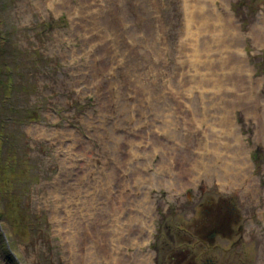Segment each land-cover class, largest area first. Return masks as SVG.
Instances as JSON below:
<instances>
[{"label":"rangeland","instance_id":"1","mask_svg":"<svg viewBox=\"0 0 264 264\" xmlns=\"http://www.w3.org/2000/svg\"><path fill=\"white\" fill-rule=\"evenodd\" d=\"M234 1L213 0L230 33L222 39V55L232 53L238 61L216 69L223 56L207 41L212 32L196 24L193 0H0L4 19L19 30L14 40L21 43L22 56L34 58L28 47L36 42L45 57L46 62L39 58L44 72L37 90L15 76L21 96L31 104L42 100L49 116L25 127L22 145L30 151L31 168L12 177L18 193L4 192L10 195L0 208L5 220L0 246L12 264H80V258L88 264L94 240L116 255L118 240L129 235L130 244H122L125 253L133 258L149 254V264L163 258V263L180 264L188 256L193 264L208 259L259 264L264 254V0H243L244 19L231 8ZM60 16L66 17L63 25L31 29L36 21ZM155 23L163 38L154 33ZM13 51L19 50L9 47ZM227 73L237 76L229 91L239 100L231 95L223 100L236 102L230 116L247 169L244 180L232 184L202 177L204 165L200 176L191 174L199 162H207L201 154L211 127L208 118L222 103L213 99L220 86L209 82ZM105 175L115 182L111 189ZM121 211L117 238L113 221ZM178 225H189L201 236L193 250L175 247L187 239L176 231ZM105 231L110 236L103 237ZM212 231L216 234L210 236ZM75 238L81 240L76 246ZM163 242H170L168 253L161 250ZM108 258L98 263H117Z\"/></svg>","mask_w":264,"mask_h":264},{"label":"bare ground","instance_id":"2","mask_svg":"<svg viewBox=\"0 0 264 264\" xmlns=\"http://www.w3.org/2000/svg\"><path fill=\"white\" fill-rule=\"evenodd\" d=\"M190 6H191V8H193L192 10H193V12L191 11V13H192V15L195 17V22H196V24L200 27V28H202L201 30H202V32H204V33H206V34H209V32H212V34H211V37L209 38V35H207V41H208V43L210 42V41H212L213 42V45H214V48L215 47H218V48H220V50H218V49H215V51H217V52H219V54L220 55H222V52H223V49H225L226 48V46H225V44L223 43V40L225 39V35H230V33H229V31H228V28H227V24L226 23H222V20H219V19H221V16H220V14L216 11V9H214L215 7H214V5H213V0H193V3L192 4H190ZM226 22V21H225ZM227 28V29H226ZM224 31L226 32L225 34H224ZM223 36V37H222ZM226 38H228V37H226ZM233 38V37H232ZM223 39V40H222ZM226 40V39H225ZM224 40V41H225ZM231 42H232V40L233 41H235L234 39H229ZM225 43H227V42H225ZM224 44V45H223ZM234 47H235V44H234ZM231 50V49H230ZM226 51L227 52H229L227 49H226ZM232 51V50H231ZM216 52V53H217ZM225 52V51H224ZM226 53V52H225ZM219 54H217L218 56H219ZM230 55H228V56H225V54H224V56L222 57L223 59H221V61L217 64V62H216V66L214 67V68H216V67H224V66H230V64H233V60L235 59V57H234V55L232 54V53H229ZM219 59V58H218ZM234 61H237L236 59L234 60ZM238 62V61H237ZM216 69H218V68H216ZM213 70V69H212ZM225 70V69H224ZM214 71V70H213ZM213 71H211V73H210V75H212L213 74ZM218 72V71H217ZM228 72V71H227ZM220 73H218V75H219ZM213 75H215V74H213ZM212 75V76H213ZM211 76V77H212ZM210 77V78H211ZM220 77V76H219ZM209 78V79H210ZM212 79V78H211ZM215 79H216V77H215ZM218 80L217 81H211V82H209L211 85H213L214 84V86H220L218 89L216 88V90H215V88H214V86H211L210 84V86L211 87H213L214 88V97H213V99L214 100H221L222 101V103L219 105V104H217L216 103V108L214 109V111L212 112V114L214 113L215 115H212V117L211 118H208V119H210V130H209V134H208V136H207V139L203 142V147H204V149H203V152H202V154L201 155H203L204 156V158L206 159V163H202V162H199L198 164H197V166H196V168L192 171V175H194V176H200V169H204L202 166L204 165V167H205V171H204V173L202 174L203 176L202 177H208V176H211V177H214L215 179H218V181H221V182H223V183H230V184H232L233 182H235V180H237V181H242V180H244L243 178L244 177H246V172H247V169H245V166L244 165H242L243 164V162L245 163V160H243L244 159V157H243V155L242 154H244V151H243V148H242V146H241V144L239 143V141H240V138H241V136H240V134L239 133H237L236 132V130H235V126H234V121H233V118L230 116L231 115V113L230 112H232V109L234 108V106H235V100L234 101H232V102H230L229 100H223V99H225L226 97H229L230 95L231 96H235L236 97V99H238L239 100V96H236V93H233V94H230V91H229V88H232V86L234 85V83L236 82V80H237V76L236 75H234V74H232V73H227V74H225L224 75V78H222V80H221V78H217ZM208 81V80H207ZM206 81V83H208ZM220 83H221V85H220ZM224 86H223V85ZM207 85V84H206ZM205 85V86H206ZM209 87V86H208ZM229 91V92H228ZM230 96V97H231ZM207 97V96H206ZM230 97H229V99H230ZM210 98H212V97H210ZM206 101V100H205ZM210 101V100H209ZM211 102V101H210ZM209 102V103H210ZM208 103V102H207ZM214 108V107H213ZM208 109H210V108H208ZM210 110H208V116H210ZM210 140V142H207V140ZM236 145V146H235ZM246 164V163H245ZM245 169V170H244ZM106 176V177H105ZM104 177L105 178H107V186H108V188L111 186H113V183H111V181L112 180H109V178L111 179V177H109L108 178V176L107 175H105ZM110 176V175H109ZM89 177V176H88ZM103 177V178H104ZM98 178V177H97ZM93 179H94V177H93ZM95 180V179H94ZM100 180V179H99ZM93 182V181H92ZM102 184H103V182H101ZM100 183V184H101ZM101 184V185H102ZM226 184V185H227ZM86 185V184H85ZM221 185H224V184H221ZM95 186H97V185H95ZM227 186H229V185H227ZM92 187V186H91ZM88 188V187H87ZM86 188V189H87ZM93 188V187H92ZM95 188V187H94ZM93 188V189H94ZM86 189H85V191H86ZM92 189V190H93ZM96 189V188H95ZM98 189H99V187L97 186V190L96 191H94V192H92V193H94L95 195H96V193H97V191H98ZM83 190V189H82ZM111 191V190H110ZM109 191V192H110ZM89 192V190L87 191V192H84V193H87V194H89L88 193ZM91 192V191H90ZM108 192V191H107ZM108 192V193H109ZM69 193H71V192H69ZM114 193V191H112V194ZM75 194V193H74ZM87 194H85V195H87ZM68 195V194H67ZM114 195V194H113ZM127 195V194H126ZM71 196H73V195H71ZM76 196V195H75ZM87 196H89V195H87ZM100 196V195H99ZM81 197V196H80ZM85 197V196H84ZM83 197V198H84ZM91 197V196H90ZM125 197V196H124ZM68 198V197H67ZM69 198H71L70 196H69ZM76 198V197H75ZM88 198V197H87ZM86 198V199H87ZM115 198V197H114ZM126 198V197H125ZM94 199H96V197L94 198ZM101 199V198H100ZM108 199V198H107ZM113 199V198H112ZM127 199H128V197H127ZM127 199H126V201H127ZM69 200V199H68ZM85 200V199H84ZM97 200V199H96ZM95 200V201H96ZM102 200V199H101ZM101 200H99L101 203H102V201ZM114 200V199H113ZM72 201H74L73 199H72ZM72 201L70 202V203H72ZM77 201V200H76ZM79 201V200H78ZM77 201V202H78ZM88 202H89V199L87 200ZM124 201H125V199H124ZM66 202H67V200H66ZM69 202V201H68ZM68 202H67V204H68ZM84 202V201H83ZM91 202V201H90ZM79 203V202H78ZM99 203V202H98ZM97 203V204H98ZM115 203V202H114ZM74 204V203H73ZM105 204V203H104ZM72 205V204H71ZM78 205V204H77ZM92 205V204H91ZM66 206V205H65ZM74 206V205H73ZM75 206H76V204H75ZM95 206V205H94ZM101 206V205H100ZM109 206V205H108ZM119 206V205H118ZM118 206H117V208H118ZM67 207V206H66ZM77 207V206H76ZM90 207H92V206H90ZM110 207V206H109ZM79 208H80V206H79ZM83 208V207H82ZM95 208H98V207H96L95 206ZM148 207H146V209H147ZM78 209V208H77ZM81 209V208H80ZM92 208H90V209H88L89 211L91 210ZM70 210V209H69ZM74 210V209H73ZM99 210V209H98ZM114 210V209H113ZM122 210H124V209H122ZM148 210H149V208H148ZM64 211H65V208H64ZM66 211H67V209H66ZM104 211V210H103ZM127 211V210H126ZM55 212H57V211H55ZM59 212V211H58ZM61 212H63V211H61ZM61 212H59V213H61ZM69 212H71V211H68V213ZM74 212V211H73ZM99 212V211H98ZM101 212V211H100ZM112 212V211H111ZM148 212V211H147ZM84 213V212H83ZM114 213H116V211L114 212ZM118 213V215H117V223L115 224L114 223V225H115V230H117V233H116V236H117V238L120 236V235H122V232H121V224H120V215H125V212H117ZM128 213V212H127ZM132 213V212H131ZM64 214V213H63ZM96 214V213H95ZM98 214H100V213H98ZM65 215V214H64ZM71 215V214H70ZM69 215V216H70ZM75 215V214H74ZM82 215V214H81ZM86 215V214H85ZM97 215V214H96ZM101 215H104V213L103 214H101ZM110 215V214H109ZM57 216V215H56ZM66 216H68V215H66ZM68 216V217H69ZM72 216V215H71ZM71 216L69 217V220H73V218H71ZM78 216V215H77ZM76 216V217H77ZM84 216V215H83ZM98 216V215H97ZM68 217H66L67 219H68ZM85 217H87V216H85ZM85 217H82V218H85ZM95 217V216H94ZM79 218H81V217H79ZM92 218V217H91ZM111 218V217H110ZM109 218V219H110ZM126 218H130V215L129 214H127V216H126ZM93 219V218H92ZM96 219V218H95ZM125 219V218H124ZM75 220V219H74ZM73 220V221H74ZM96 220H98V219H96ZM85 221V220H84ZM79 222V221H78ZM81 222H83V221H81ZM114 222V221H113ZM131 222V221H130ZM62 223V222H61ZM76 223V222H75ZM85 223H86V221H85ZM95 223V222H94ZM70 224H72V223H69V225ZM81 224V223H80ZM91 224V223H90ZM87 225H88V223H87ZM81 226V225H80ZM84 226H86V224L84 225ZM83 226V227H84ZM92 226V225H91ZM97 226H99V225H97ZM134 226V225H133ZM73 227V226H72ZM89 227V226H88ZM93 227L95 228V226H92L91 228L93 229ZM114 227V226H113ZM124 227H125V232H131V230H132V228L130 227V226H125L124 225ZM137 227V226H136ZM76 228V227H75ZM80 228V227H79ZM82 228V227H81ZM87 228V227H86ZM83 229V228H82ZM85 229V228H84ZM88 229V228H87ZM135 229V228H134ZM145 229V228H144ZM146 229H147V227H146ZM146 229L144 230V231H146ZM94 230V229H93ZM93 230H90L91 232L93 231ZM136 230V229H135ZM80 231V230H79ZM82 231H84V230H82ZM96 231V230H95ZM142 231V230H141ZM75 232H76V229H75ZM81 232V231H80ZM91 232H90V236H92V234H91ZM104 232V231H103ZM102 232V233H103ZM106 232V231H105ZM107 232H108V230H107ZM106 232V233H107ZM124 232V233H125ZM84 233V232H83ZM98 233V232H97ZM101 233V234H102ZM146 233V232H145ZM81 234H82V232H81ZM86 234V233H85ZM84 234V235H85ZM113 234V233H112ZM115 234V233H114ZM128 234V233H127ZM78 235H80V234H78ZM87 235V234H86ZM95 235V234H94ZM98 235V234H97ZM96 235V236H97ZM144 235V234H143ZM87 236H89V235H87ZM108 236H110V235H108V233L107 234H105L104 233V236L103 237H108ZM113 236V235H112ZM78 237V236H77ZM82 237H83V235H82ZM84 237H86V236H84ZM115 237V236H114ZM122 237H124V236H122ZM126 237V236H125ZM132 237V236H131ZM81 238V237H80ZM100 238V237H99ZM116 238V239H117ZM83 239V238H82ZM92 239V238H91ZM115 239V238H114ZM113 239V240H114ZM93 240V239H92ZM91 240V241H92ZM97 240H98V238H97ZM103 240V239H102ZM124 240V239H123ZM123 240H121V239H119L118 240V243H117V246L116 247H114L113 245H112V247H114V248H116V250H117V254L116 255H114V253H113V250H115V249H113L112 251H111V249L109 248V249H107V248H105L104 246H101V245H99V243H98V241L97 242H95V240L93 241L94 243V246H95V248H94V250H92V253H89L88 252V249H87V252H88V254L89 255H91L90 257H89V261H88V264H92V261L94 262V264H99L98 262L100 261H98V259H100V258H104V257H109L110 258V260H108L109 262H112V260H117V263L116 264H149L150 263V256H149V254H148V256L146 257L145 255H142V256H140V254H138V256H136V257H128V256H126L127 258H125L124 256H123V254H124V252H123V247L120 245V244H127V243H129V241L131 242V240H130V235H129V237L126 239L125 238V240L123 241ZM73 242H74V244H75V246H76V244H78V243H81V240L79 239V238H75L74 240H72ZM72 241H71V244H72ZM82 241H84V243L86 244V243H90V241H86V240H82ZM110 241H112V239H110ZM84 243H82V244H84ZM112 243H113V241H112ZM71 244H70V246H71ZM73 244V245H74ZM84 244V245H85ZM101 244V243H100ZM130 244V243H129ZM72 245V246H73ZM84 245H83V249H84ZM91 245V244H90ZM82 246V245H81ZM93 246V245H92ZM74 247V246H73ZM78 247H79V245H78ZM89 247V246H88ZM72 248V247H71ZM76 248V247H75ZM74 249V248H73ZM85 251V250H84ZM89 251H90V247H89ZM139 251V250H138ZM86 252V251H85ZM94 252V253H93ZM122 253V255H120L121 253ZM262 252L264 253V248L262 249ZM77 253V252H76ZM126 254V253H125ZM94 255V256H93ZM74 256V255H73ZM94 258H93V257ZM71 258V257H70ZM108 258V259H109ZM79 259V258H78ZM261 259V261L259 262V264H264V254H263V257H261L260 258ZM106 261V260H105ZM108 262V263H109ZM79 263L80 264H85L83 261H82V259L80 258V260H79ZM111 264H113V263H111Z\"/></svg>","mask_w":264,"mask_h":264},{"label":"trees","instance_id":"3","mask_svg":"<svg viewBox=\"0 0 264 264\" xmlns=\"http://www.w3.org/2000/svg\"><path fill=\"white\" fill-rule=\"evenodd\" d=\"M2 60H3V58H2ZM2 60H1V61H2ZM0 108H2V107H0ZM3 110H4V109H3ZM7 111H9V109H7Z\"/></svg>","mask_w":264,"mask_h":264}]
</instances>
